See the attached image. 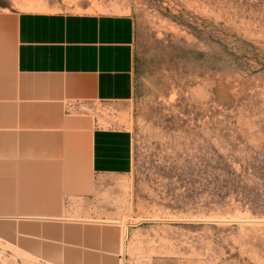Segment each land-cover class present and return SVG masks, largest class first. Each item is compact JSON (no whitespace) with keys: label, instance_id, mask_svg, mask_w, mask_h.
I'll return each instance as SVG.
<instances>
[{"label":"rangeland","instance_id":"obj_1","mask_svg":"<svg viewBox=\"0 0 264 264\" xmlns=\"http://www.w3.org/2000/svg\"><path fill=\"white\" fill-rule=\"evenodd\" d=\"M3 9L135 20L123 121L133 165L103 179L86 216L127 226L123 264H264V0H0ZM0 257L19 264L2 246Z\"/></svg>","mask_w":264,"mask_h":264},{"label":"crops","instance_id":"obj_2","mask_svg":"<svg viewBox=\"0 0 264 264\" xmlns=\"http://www.w3.org/2000/svg\"><path fill=\"white\" fill-rule=\"evenodd\" d=\"M135 34L128 13L0 10V246L19 264H123L127 226L86 216L132 169Z\"/></svg>","mask_w":264,"mask_h":264}]
</instances>
